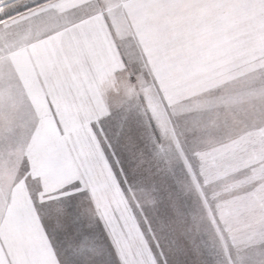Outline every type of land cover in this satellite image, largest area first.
Instances as JSON below:
<instances>
[{
    "label": "snow or ice",
    "instance_id": "snow-or-ice-1",
    "mask_svg": "<svg viewBox=\"0 0 264 264\" xmlns=\"http://www.w3.org/2000/svg\"><path fill=\"white\" fill-rule=\"evenodd\" d=\"M0 264H264V0H0Z\"/></svg>",
    "mask_w": 264,
    "mask_h": 264
}]
</instances>
